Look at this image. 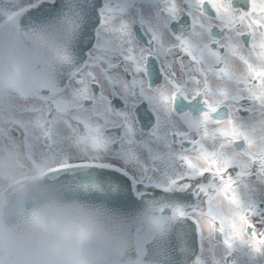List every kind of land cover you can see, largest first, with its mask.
I'll return each mask as SVG.
<instances>
[{"label":"snow or ice","instance_id":"snow-or-ice-1","mask_svg":"<svg viewBox=\"0 0 264 264\" xmlns=\"http://www.w3.org/2000/svg\"><path fill=\"white\" fill-rule=\"evenodd\" d=\"M3 138L110 264H264V0H0Z\"/></svg>","mask_w":264,"mask_h":264},{"label":"water","instance_id":"water-1","mask_svg":"<svg viewBox=\"0 0 264 264\" xmlns=\"http://www.w3.org/2000/svg\"><path fill=\"white\" fill-rule=\"evenodd\" d=\"M0 223L18 233L46 230L59 232L67 239H79L88 230L102 235L86 241V263L110 261V253L124 250L123 238L113 224L89 205L66 196L48 179V172L10 184L1 196Z\"/></svg>","mask_w":264,"mask_h":264},{"label":"clouds","instance_id":"clouds-1","mask_svg":"<svg viewBox=\"0 0 264 264\" xmlns=\"http://www.w3.org/2000/svg\"><path fill=\"white\" fill-rule=\"evenodd\" d=\"M100 235L98 230H86L70 240L58 231L18 233L0 223V264H86L83 245Z\"/></svg>","mask_w":264,"mask_h":264},{"label":"flooded vegetation","instance_id":"flooded-vegetation-1","mask_svg":"<svg viewBox=\"0 0 264 264\" xmlns=\"http://www.w3.org/2000/svg\"><path fill=\"white\" fill-rule=\"evenodd\" d=\"M43 163L44 165H41ZM47 170H49L47 161L25 155L10 139H0V201L10 184L28 180ZM95 264H110V261Z\"/></svg>","mask_w":264,"mask_h":264},{"label":"rangeland","instance_id":"rangeland-1","mask_svg":"<svg viewBox=\"0 0 264 264\" xmlns=\"http://www.w3.org/2000/svg\"><path fill=\"white\" fill-rule=\"evenodd\" d=\"M41 165H44V163H43V164H41Z\"/></svg>","mask_w":264,"mask_h":264}]
</instances>
